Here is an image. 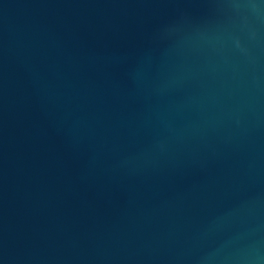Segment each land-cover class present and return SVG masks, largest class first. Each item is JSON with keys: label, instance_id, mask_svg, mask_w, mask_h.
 <instances>
[{"label": "water", "instance_id": "95a60500", "mask_svg": "<svg viewBox=\"0 0 264 264\" xmlns=\"http://www.w3.org/2000/svg\"><path fill=\"white\" fill-rule=\"evenodd\" d=\"M0 264H264V0H0Z\"/></svg>", "mask_w": 264, "mask_h": 264}]
</instances>
